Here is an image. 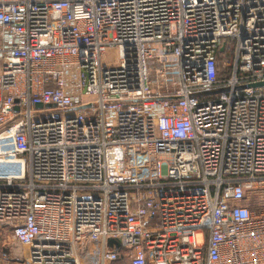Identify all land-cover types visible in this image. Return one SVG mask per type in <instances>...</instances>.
Here are the masks:
<instances>
[{
  "label": "built area",
  "instance_id": "1",
  "mask_svg": "<svg viewBox=\"0 0 264 264\" xmlns=\"http://www.w3.org/2000/svg\"><path fill=\"white\" fill-rule=\"evenodd\" d=\"M263 81L264 0H0V262L264 264Z\"/></svg>",
  "mask_w": 264,
  "mask_h": 264
},
{
  "label": "rangeland",
  "instance_id": "2",
  "mask_svg": "<svg viewBox=\"0 0 264 264\" xmlns=\"http://www.w3.org/2000/svg\"><path fill=\"white\" fill-rule=\"evenodd\" d=\"M105 59L108 62H112L114 64H117V60H118V49L117 48H108L107 49V53L105 55ZM2 237H0V254L3 253V251L1 252V245H2ZM17 251L16 253L13 251L12 253L7 255V258H5L3 260V262H0L1 264H28V262L24 259H20L19 257L17 258L16 254H19V252L21 251V248L18 247L16 248ZM4 254V253H3Z\"/></svg>",
  "mask_w": 264,
  "mask_h": 264
},
{
  "label": "water",
  "instance_id": "3",
  "mask_svg": "<svg viewBox=\"0 0 264 264\" xmlns=\"http://www.w3.org/2000/svg\"><path fill=\"white\" fill-rule=\"evenodd\" d=\"M253 86H264V81L263 82H258V83H254ZM38 107H42V104H39ZM109 245L112 247V248H116L118 249L121 245V241L120 239H115V238H112L109 240Z\"/></svg>",
  "mask_w": 264,
  "mask_h": 264
},
{
  "label": "crops",
  "instance_id": "4",
  "mask_svg": "<svg viewBox=\"0 0 264 264\" xmlns=\"http://www.w3.org/2000/svg\"><path fill=\"white\" fill-rule=\"evenodd\" d=\"M0 237H2L3 239L2 245H1V252L3 251V253H5V249L3 247H5V245H12L13 240H12V237L6 231H4V234L0 235ZM5 257L7 258V254L5 255Z\"/></svg>",
  "mask_w": 264,
  "mask_h": 264
},
{
  "label": "trees",
  "instance_id": "5",
  "mask_svg": "<svg viewBox=\"0 0 264 264\" xmlns=\"http://www.w3.org/2000/svg\"><path fill=\"white\" fill-rule=\"evenodd\" d=\"M230 55V54H229ZM224 73V72H223Z\"/></svg>",
  "mask_w": 264,
  "mask_h": 264
}]
</instances>
